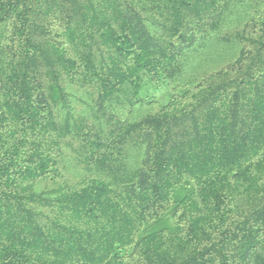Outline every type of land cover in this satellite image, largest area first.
<instances>
[{"label":"trees","instance_id":"obj_1","mask_svg":"<svg viewBox=\"0 0 264 264\" xmlns=\"http://www.w3.org/2000/svg\"><path fill=\"white\" fill-rule=\"evenodd\" d=\"M0 264H264V0H0Z\"/></svg>","mask_w":264,"mask_h":264}]
</instances>
